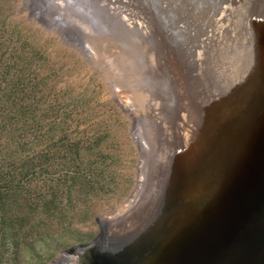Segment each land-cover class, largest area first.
Instances as JSON below:
<instances>
[{
  "label": "rangeland",
  "instance_id": "1",
  "mask_svg": "<svg viewBox=\"0 0 264 264\" xmlns=\"http://www.w3.org/2000/svg\"><path fill=\"white\" fill-rule=\"evenodd\" d=\"M77 1L0 0V264H77L63 252L94 240L101 219L110 239H129L114 226L136 212L155 177L158 112L169 102L155 40L143 29L137 36L124 4ZM191 1L197 7L156 4L176 23L175 39ZM232 2L236 10L245 2L251 22L264 14V0ZM200 24L191 38L199 46L212 29ZM240 34L229 26V43L243 45Z\"/></svg>",
  "mask_w": 264,
  "mask_h": 264
},
{
  "label": "bare ground",
  "instance_id": "2",
  "mask_svg": "<svg viewBox=\"0 0 264 264\" xmlns=\"http://www.w3.org/2000/svg\"><path fill=\"white\" fill-rule=\"evenodd\" d=\"M160 1L134 0V6L125 0H110L112 6L124 4L120 10L127 12L125 21L133 25L138 37H142L141 29L150 32L157 56L167 72L169 102L158 112L163 116L159 130L164 141L159 143L161 150L157 149L159 159L153 161L155 177L151 189L143 194L141 203L134 204L136 212L121 217L114 226L131 242L141 240L148 248L157 246L159 261L156 264H163L170 255L172 258L189 244L185 235L195 236L203 220L211 219L223 206L229 194V181L244 177L252 165L250 161H257L254 166L258 171L264 168L261 156L264 154V24H253L248 17L244 22L241 20L244 15L229 6L219 7L223 12L212 20L214 14L219 13L215 4L196 2V7L191 1L183 4L182 9L188 6L194 9L196 13L190 10L191 15H188L194 23L182 20L181 34L175 39L177 25L174 20L161 17L160 9H156ZM202 6L205 7L198 11ZM262 8L260 11L264 10ZM227 11L236 16L235 27L246 23V31L250 30L248 47L229 43L230 14ZM220 18L222 24L217 25ZM202 22H209L212 29L208 34L203 33L207 37L200 38L199 46L198 41H191V38L197 39L200 29L203 31ZM224 23L227 24L225 33ZM251 64L258 65L255 71L259 78L253 76L250 80L251 91L255 88L258 95L247 109L229 116V87L249 78L245 77L244 69H251ZM195 68L197 75L192 73ZM137 96L143 99L141 94ZM216 96L220 101L217 102ZM162 98L165 99L163 95ZM134 136L140 145L136 133ZM256 151H259L257 155ZM138 189L137 186L130 197L134 203ZM101 222L105 227L110 225L106 226V220L101 219ZM162 258L163 263L160 262ZM74 262L69 259V263Z\"/></svg>",
  "mask_w": 264,
  "mask_h": 264
},
{
  "label": "water",
  "instance_id": "3",
  "mask_svg": "<svg viewBox=\"0 0 264 264\" xmlns=\"http://www.w3.org/2000/svg\"><path fill=\"white\" fill-rule=\"evenodd\" d=\"M198 2L201 4L206 2L212 6L215 4L217 11L219 7L226 6L233 9L232 0H215V2L214 0H201ZM242 3L243 5L239 7L241 9L245 5V2ZM241 9L237 11L244 15L241 20L246 22L247 15L244 8V11ZM220 11L219 9V13L217 12L218 14L214 16L219 17L223 12ZM227 14L230 13L227 11ZM263 15H260L262 18L258 20L253 17V24H264ZM255 16L258 18L257 15ZM234 17L236 16L229 15V26L241 33L243 45L248 47L250 30L247 28L248 31H246L244 22L242 27L241 25L235 27ZM250 67L251 69L248 67L244 69L247 72L245 77L248 76V79L243 82L240 80L239 83L229 87V116H234L243 109H247L258 95L255 88L251 91L253 85L251 86L252 81H250L253 76L258 77L255 71L258 65L256 64L255 67L251 64ZM254 93L255 96H253ZM258 153L259 151H256V155ZM261 156L264 161V154ZM250 162L252 165L249 166L244 177L239 176L233 182L229 181V194L223 206L215 211L211 219L203 220L198 232H194L195 236L185 235L184 239H188L189 242L186 247L174 254L172 258L170 255L164 263L162 258L161 263L264 264V168L258 171L254 166L257 161L253 159ZM262 166L264 167V162ZM99 227L100 233L94 240L66 250L63 255L75 256L77 264H156V261H159L156 256L158 250H155L157 246L148 248L147 243L141 240L134 242L123 238V240H112L108 238L102 222H99Z\"/></svg>",
  "mask_w": 264,
  "mask_h": 264
}]
</instances>
